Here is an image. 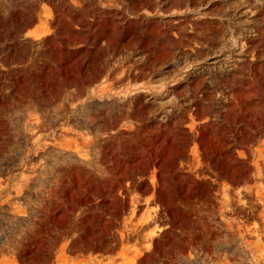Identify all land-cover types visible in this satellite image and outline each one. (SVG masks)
<instances>
[{"label":"rangeland","instance_id":"374dc122","mask_svg":"<svg viewBox=\"0 0 264 264\" xmlns=\"http://www.w3.org/2000/svg\"><path fill=\"white\" fill-rule=\"evenodd\" d=\"M0 264H264V0H0Z\"/></svg>","mask_w":264,"mask_h":264}]
</instances>
